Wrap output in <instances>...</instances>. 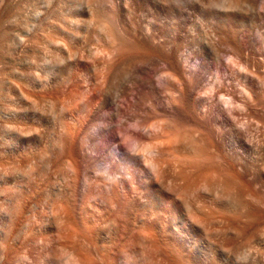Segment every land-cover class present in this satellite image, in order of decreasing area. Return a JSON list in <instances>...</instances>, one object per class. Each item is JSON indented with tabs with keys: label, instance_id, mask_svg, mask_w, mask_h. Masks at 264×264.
<instances>
[{
	"label": "bare ground",
	"instance_id": "obj_1",
	"mask_svg": "<svg viewBox=\"0 0 264 264\" xmlns=\"http://www.w3.org/2000/svg\"><path fill=\"white\" fill-rule=\"evenodd\" d=\"M59 1L39 0L36 14ZM168 3L175 5L173 25L167 13ZM186 3L184 0L68 1L67 23L60 27L65 40L58 44L61 52L54 50L58 53L54 52L56 56L51 53L52 60L45 59L43 74L29 79L31 87L45 94L39 96L42 111H39L41 107L30 110L27 104L23 111L9 115L0 106V120H14L12 126L0 123L1 132L9 135L5 136L6 146L0 148V264H95L97 261L137 264L136 248L140 242L147 247H159L171 264L233 262L238 247L234 242L237 227L230 217L229 203L216 201L218 193H214L206 198L209 204L200 195L201 206L197 208L186 205L187 201L179 205L172 199L170 188L177 190L185 185L188 167L206 160L205 151L212 147L222 159L228 160L229 166L233 168L235 163L241 167L243 190L239 205L240 215L246 221L250 203L246 141L236 126L228 128L224 138L218 137V131L206 125L208 111L204 112L203 103L208 99L211 105L222 102L227 107L233 106L234 74L248 73L259 66L250 51L234 42L223 26L216 27L214 45L202 40L198 27L186 31L190 17ZM204 3L212 7L222 5L231 12L237 5L236 0H204L202 6ZM225 15L223 22H231V17ZM33 27L32 24L30 30ZM21 37L24 38L22 34ZM241 37L247 39L245 33ZM220 39L226 45L221 46ZM193 58H198L196 67L192 66ZM12 69L16 68L9 70ZM35 74L40 75L37 71ZM73 86L77 90L69 99L62 100L66 103L60 105V100L59 109L54 107L52 95ZM74 102L78 104L75 107ZM35 105L31 103L32 107ZM50 106L54 107L53 111L58 109L59 114L56 110V119L51 117L50 123H43L46 112L53 114L49 112ZM129 122L138 123L132 128ZM189 134L193 140H188ZM1 137H4L2 133ZM127 142L132 145L123 152ZM188 150L196 156H188ZM166 167L178 169L171 176L174 184L170 188L161 181ZM13 175L16 180L11 183ZM201 181L198 177L196 191H200L197 185L208 187L206 180ZM105 191L111 201L101 196ZM225 194L230 199L232 193ZM235 214L241 217L239 211ZM239 230V234L235 233L242 236L243 229ZM246 240L244 248L254 255L252 249L257 247H250L256 245L255 239L247 248L249 239ZM259 249L255 253H260ZM245 252L244 260H249L251 256Z\"/></svg>",
	"mask_w": 264,
	"mask_h": 264
},
{
	"label": "rangeland",
	"instance_id": "obj_2",
	"mask_svg": "<svg viewBox=\"0 0 264 264\" xmlns=\"http://www.w3.org/2000/svg\"><path fill=\"white\" fill-rule=\"evenodd\" d=\"M26 1H28V0H23V1L22 0H16V1L15 0H1L0 1V5H1V8H0V44L2 43V45H0V65H1L0 66V79H1L0 82L2 83V84L0 83V85H2V86H0V89H1L0 90V99H1L0 106L3 107L9 115L11 113H13L14 111H19V110L23 111L27 104H28L27 107L30 110H33L35 108L37 109V108L41 107L40 110L39 109L38 110L42 111L41 109H43L42 108L43 104L40 101L41 97H39V96L44 97L45 94H43V93L39 92V90L31 87L29 81L31 79H33V75H34V77H37V76H41L43 74V72H44L43 67H45L44 63L46 62L45 59L48 58V60H49V58H50L52 60V57L56 56L55 54H57L58 52L60 53L61 50H60L58 44H60L59 42L65 41V40H63L64 38L62 36V32H61L60 27L62 26V28H64V24L67 23V19H66L67 5L66 4L68 3L69 0H61L62 2L59 1V2L55 3L54 5H52L51 7H49L48 9H43V8L40 9L41 15L36 14V11H37L36 9L39 8V2H38L39 0H29L28 3ZM184 1H185V3L187 1L186 10L188 12V16H190L187 23H186V26H185V28L187 27L185 29L186 31L189 32V31H191L190 29L192 27H198L200 30V35H201L202 40L205 43L208 42L207 44L210 43L211 45H214L215 41H214V43H212L213 38H214L213 36L218 35V33L216 31V27L217 26H219V27L223 26L225 28V30L229 32V33L228 32L227 33L232 37L234 42L240 43V45L243 47L244 50L250 51V55H252L251 57L252 58L254 57V60H256L257 66H259V68L254 67L251 69L250 72L255 71V72H252L253 74L250 72H248V73L246 72L243 74H237V73L234 74V76L232 78V81L234 80V82H233L234 87L233 86L231 87L232 88L231 93H232L234 100H235V103H233V106L231 105L230 107H227V105H225L222 102H218L216 104L211 105L210 104L211 100H208V99L203 103L205 106V107L203 106L204 112L208 111V112H206V115H205L206 125L210 128H213L214 130H216L215 132L218 131L217 132L218 137L224 138L228 132V128H230L232 126H236L235 128L238 127L239 130H241L243 139L246 141V145L244 146V149L246 148V151H245L244 155H246L245 156L246 160H247L246 166L248 165L247 169L249 170L248 175L246 176V178H247L246 180L248 182V187H249L248 200L250 202L249 203V215L247 217V219H249L248 220L249 222L247 221V219L245 221L242 218V216L240 215V212H241L240 211V205H239L240 199H241L240 195H241V191L243 190L242 189L243 188V177H242L241 167H240V165L235 164V163L233 165V168L231 166H229L227 163L228 160L222 159L219 152L212 147H210L209 149H206V151H205V157L204 158H206V160L204 159L203 162L201 161V163L199 161H197L199 163L196 162L195 165H191L190 167H188L189 169L186 172L188 179L184 183L185 185H182L177 190L175 189L176 191L171 189L170 185L174 184L171 182V176L174 175L178 169H168L167 167H166V170L164 172L163 177H161V181L164 182L165 186L170 188V194L172 195V199L176 203H178L179 205L182 204V201L185 204L187 201L188 204H186V205H191V206H194L197 208V207L201 206V203L199 202L200 201L199 200L200 195L203 196L205 198V202H208V204H209V200L206 198H208L209 196L212 197V195L214 196V193H218V194H216V197H217L216 201H218V202L227 201L229 203L230 208L232 209L231 215L232 216L234 215V216L232 217L230 215V217L233 219L235 226L238 228V229L236 228V231L238 232V234L240 231L239 229H243V230H241L243 232V234L240 232V234H242V236L237 235V233H235L236 231L234 232V242L238 245V247L234 253L236 257L234 256L233 262H230V264H258L259 262H260L259 264H262V262L264 260V257H263L264 256V244H263L264 243L263 242L264 237H262V239H261L260 235H264V230H263L264 229V91H263L264 89L262 88L264 85V61H263L264 60V0H238V1L236 0V4H237L236 7L230 9V10H232V12L234 10L233 14L231 11H228L229 8H226L225 6H222V5H216V6L213 5V7L210 5L212 7L211 8L209 5L204 3V6H202L203 5L202 3L204 2V0L203 1L195 0L196 3H194V1H192V0L191 1L190 0H184ZM171 2H173V1H171ZM199 2H201V3H199ZM190 3H191V5H190ZM28 4H29V6H28ZM27 6H28V8H27ZM24 8L27 9L28 11L25 10ZM33 8H34V10H33ZM57 9L59 10V12ZM199 9H200V11H199ZM22 10H24V11H22ZM43 11H45V12L47 11V12L45 13ZM42 12H43V14H42ZM167 13L169 15V21L173 25L174 24L173 22H175V5H173L172 3H168ZM225 14H228V16L231 17V22H229V23L223 22V19L226 16ZM1 15H2V17H1ZM37 15H39V16H37ZM17 16H18V19H17ZM26 16H27V18H26ZM170 16H172L171 20H170ZM194 16H196V17H194ZM12 17L15 18V20ZM35 17H37L38 19H36ZM24 18L27 19L28 21L29 20L30 21L26 22V20ZM62 19H64V20H62ZM62 21H64V22H62ZM13 22H14V24H13ZM54 22H55V24H54ZM57 22L60 24H57ZM10 23H11V25H10ZM29 23H31V25ZM32 24L34 27L32 28V30H30L31 29L30 27H32ZM1 25H3V26H1ZM40 25H41V27H40ZM48 26H49V28H46ZM241 26H242V28H241ZM22 27H24V28H22ZM25 27H27V28H25ZM4 28H6L5 31H4ZM14 28H16V29L14 30ZM45 28H46V30H45ZM24 29L25 30L28 29L30 32L29 33L26 30L25 34L29 33L26 36L24 34ZM48 30L51 34L48 32ZM14 31L15 32L17 31V33H15ZM18 31H19V33H18ZM39 31H41V32H39ZM213 32H214V34H213ZM43 33L46 35H44ZM244 33H245L246 38H247L246 40H243L241 37V35H244ZM260 33H261V36L259 35ZM21 34L24 38L21 37ZM8 35H10V36H8ZM16 35L19 36V38H16ZM47 35H48V37H50V38H48V41L46 39ZM57 35H60L61 38ZM262 35H263V38H261ZM12 36H15V37H13L14 39L12 38ZM8 37H10V39H8ZM19 39H22V43H21V40H19ZM51 39H53V43L54 42L56 43V41L58 43L56 45H55V43L53 44ZM211 39H212V41H211ZM36 40H38V41H36ZM17 41L20 43H17ZM26 42H27V44H26ZM37 42L39 44H37ZM40 42H41V44L42 43H44V44L41 45ZM220 42H221V46L226 45L224 40H221ZM66 44L69 45V43H66ZM17 45L18 46L20 45L19 49L17 48L18 47ZM38 45H39V47H38ZM1 46H2V48H1ZM32 46L36 47V49L38 48L37 49L38 51H36V49L33 48ZM48 46H49V48H47ZM6 47H7V49H6ZM44 47H46L48 50ZM54 47L56 49H54ZM57 48H59V49H57ZM68 48L70 50L73 49L71 46H68ZM25 50H28V51H25ZM54 50H57L58 52L54 51ZM40 51H42V52L44 51V52L41 53ZM18 52H19V54H18ZM54 52H56V53L54 54ZM51 53L54 55L52 56ZM38 54H40V56ZM44 54H45V56L46 55H48V56H46V57L44 56L45 58H43ZM3 55H4V57H3ZM27 56H29V57H27ZM25 57H26V59H25ZM27 60H28L29 64L26 62ZM32 60H34V61H32ZM35 60H37V62ZM259 60L261 62H258ZM192 61H193L192 66L193 65H194V67L198 66V63H199L198 58H193ZM33 62H36V64ZM8 63H9V65H8ZM22 63H23V65H22ZM32 63L34 65H32ZM40 63H42L43 65ZM260 64H261V68H260ZM25 65H26V67H25ZM12 66L14 68H16L15 70H17V71L21 70V71L17 72L14 69L9 70L10 68H13ZM31 66H32V68H31ZM34 66H35V68H33ZM24 68H25V70H23ZM29 69H31V71ZM7 70H8V72H6ZM36 71L38 73H40V75H38V74L36 75L35 74ZM256 71H258V72H256ZM31 72H33V73H31ZM4 74H5V76H2ZM8 76H9V79H7ZM239 77H240V79H239ZM235 79H237V81ZM4 80H6V81H4ZM7 81H9V82H7ZM27 81H28V83H27ZM7 84H10V86H8V89H7ZM17 86H19L18 89H17ZM28 86H29V88H27ZM19 88L21 89L20 91H19ZM70 89H72V90H70ZM23 90H25V94H24ZM76 90H77V86H73V87L62 88V90H59L58 92L54 93L52 95V98H54V99H52V100L54 101L55 106L54 105L53 106L54 107L58 106L57 108L59 109V106L62 105L63 102H64V104L66 103V101H62V100L63 99L66 100L67 98L69 99L70 94L73 92L75 93ZM22 91H23V93L19 94ZM26 91H28V92H26ZM26 93L27 94L29 93V95L31 94V98H28L29 95L27 96ZM12 94H13V96H12ZM17 94H19V95H17ZM20 95H21V98H22V96L25 95L27 97V99L26 98L24 99V97H23L22 99H24V100H22L20 98ZM58 95H60V96H58ZM33 97L35 99L37 98L36 99L37 101L35 100V102H31V101H34V100H32ZM201 97H205V95H201ZM30 99H31V101H30ZM26 100H27V102H26ZM55 100H59V102L57 103V101H55ZM60 100H61V104H60ZM24 101H25V103H23ZM36 102H38V103H36ZM76 102H78V101H76ZM76 102H74V107L78 105V104H76ZM12 103H14V104H12ZM22 103H23V105H22ZM31 103L33 106L36 103L37 106H39V107H37L36 105H35V107H32ZM10 105H11V107H10ZM53 106H50V107L52 108ZM28 108H26V109H28ZM48 108L49 107H47V111L50 110V108H49V110H48ZM53 108H52V110L49 111V112H51V111L53 112L52 116H51V113L49 115V113H47V112L44 115L45 118L42 116L43 117V123L45 121L50 123L52 120L51 117H55V119H56V116H58L59 111H58V109H56L58 111V114L56 116H54V113L56 114L57 111L55 109L53 111ZM46 117H48V119ZM0 121H1L0 123H3V124L5 123L9 126L14 125L13 119L0 120ZM137 123L138 122H129L128 124L131 125V127L133 128L137 125ZM11 131H12V129H11ZM1 133L3 134L4 137H1ZM204 133L206 135L205 134H203V135L209 137V135L205 131H204ZM217 133H216V136H217ZM5 136H7V138H8L9 135L6 132H3V131L1 132V130H0V148L6 146V143L8 142V139L5 138ZM187 136H188V140H190V139L193 140V138H190L191 137L190 134ZM205 139L206 138H204V140ZM202 144L204 145V141L202 142ZM131 145H132V142H127L123 152H126L127 148L130 147ZM187 154H188V156L190 155L191 157L193 155H195V154H193V151L189 152V150H188ZM169 158L170 157H168L167 160H171V158L170 159ZM194 161H196V159L193 160L192 162H194ZM198 177H199V179L202 180L201 183L204 180H206L208 183V187H199L197 185V189H199L200 191H196L195 187H196V180L198 179ZM12 179H14V180H12ZM15 180H16V175H13L11 178V183H13ZM211 185H212V187H211ZM214 185H216V186H214ZM230 185H233V186H230ZM225 187H227V188H225ZM230 187H232V189ZM226 189H228V190L226 191ZM209 191L210 192L213 191V192H211L212 194ZM229 192L232 193L231 196L230 195L228 196V197H230V199L227 198V194H225V193L229 194ZM238 193H239V195H238ZM207 194H209V195H207ZM101 196L103 198L109 199V201H111L110 200L111 197L107 193V191H105V193H102ZM231 197H232V200H231ZM235 199H236V201H235ZM196 200H198V202ZM206 200H208V201H206ZM189 202H191V203H189ZM185 204H183V205H185ZM237 205H238V207H237ZM236 210H237V214L239 211V216H241V217H237L238 215L235 214ZM239 222H241V223H239ZM242 223H243V225H242ZM244 225H246V226H244ZM258 231H260L261 233L263 232V234L259 233ZM248 235H250V236H248ZM247 236H248V238H247ZM237 237L239 239H237ZM259 238H260V240H262L261 241L262 243L257 242L258 241L257 239H259ZM245 239H247L246 241H248V239H249V241L246 243V248L248 246H251L253 243H256V245L253 244L250 247V248L257 247L256 249H252V251H254L253 252L254 255H251L252 252L250 250H247L248 248L247 249L244 248L245 242H243V241H245ZM253 239H255V241ZM59 241L61 243H64L65 240L60 239ZM251 242H253V243H251ZM239 243H241V244H239ZM258 248H260L259 250L262 251V253H261V251H260V253L263 254V256L260 255V253H258L259 255L257 253H255V250H258ZM136 249H137V255H138V258L136 259L137 264H168V263L171 264V262L169 261V258L165 255V253L162 252L163 250H161L159 247L158 248L150 247V246L147 247L146 245L143 244V242H140L139 246H137ZM244 249L249 252V254L247 253L248 255L246 254L247 251L245 252ZM240 250H242V251H240ZM30 251L31 250L29 249V252ZM238 251H240L241 253H239ZM244 252L249 257L254 256V259L251 257L250 258L246 257V259L248 258L249 260H244L245 259ZM250 252H251V254H250ZM238 253L241 254L240 255L241 258H242V256L244 257V258H242L243 260L242 259L240 260ZM256 254L258 255V258L256 256ZM260 256H262L261 257L262 259L259 258ZM238 259L240 262H238ZM252 259L256 262L254 263V261ZM244 261H245V263H244ZM246 261H248V263ZM95 264H101V263L97 261ZM115 264H117V263H115ZM263 264H264V262H263Z\"/></svg>",
	"mask_w": 264,
	"mask_h": 264
}]
</instances>
